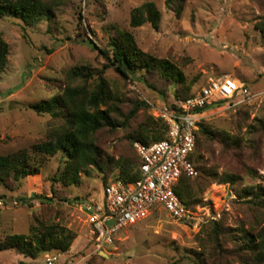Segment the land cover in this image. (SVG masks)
Here are the masks:
<instances>
[{
  "label": "rangeland",
  "instance_id": "rangeland-1",
  "mask_svg": "<svg viewBox=\"0 0 264 264\" xmlns=\"http://www.w3.org/2000/svg\"><path fill=\"white\" fill-rule=\"evenodd\" d=\"M166 1L49 0L52 16L34 25L0 18V37L8 46L0 73V156L24 150L40 169L20 182L0 183V242L12 235L30 238L39 225L75 235L67 252L32 259L5 250L0 264H45L46 255H55L58 264H248L239 252L242 237L264 231V204L255 198L264 195V0H182L180 15ZM147 2L160 13L158 27H130L132 10ZM119 32H129L141 51L173 63L190 94L227 75L246 85L250 96L199 119L217 138H198L201 175L191 182L201 192L189 209L194 220L176 221L158 208L98 250L82 205L100 201L103 175L92 169L89 176L80 174L77 184H65L61 153L31 152L59 123L30 106L59 94L75 68L91 73L90 85L101 76L119 110L112 117L135 116L127 129L101 131L97 145L114 161H132L127 136L147 117L160 120L155 109L176 101L180 87L142 70L123 78L87 44L108 50ZM119 174L112 169L105 182L117 181ZM225 176L235 181L224 183Z\"/></svg>",
  "mask_w": 264,
  "mask_h": 264
},
{
  "label": "trees",
  "instance_id": "trees-1",
  "mask_svg": "<svg viewBox=\"0 0 264 264\" xmlns=\"http://www.w3.org/2000/svg\"><path fill=\"white\" fill-rule=\"evenodd\" d=\"M48 1L0 0V18L13 17L21 20L27 26L34 25L42 19L52 16L53 9L50 7L52 3L49 4ZM166 6L170 9L175 8L176 15H180L182 0H167ZM159 20L160 13L155 4L147 2L132 10L129 24L132 28H139L145 24L157 28ZM87 44L91 49L98 50L108 61L109 67L113 68L123 78L127 79L142 70L147 75L156 74L161 79L180 87L179 91L174 92L176 101L186 100L195 94H190L189 90L184 88V76L173 63L165 59L155 58L141 51L129 32H119L118 38L111 41L108 50L97 49L92 42H87ZM7 55L8 46L0 37V73L7 63ZM78 79L81 80V84L72 85V81H78ZM92 79L91 73L86 68H75L69 72L67 85L59 94L30 106L36 115L49 116L59 123L53 127L54 129L50 130L45 141L33 145L30 151L45 157H53L61 153L66 167L60 178L65 184H77L80 174L89 176L92 169H95L103 175V187H105L108 172L114 168H119L120 174L116 179L124 185H130L140 180L141 159L134 150V144L140 142L147 145L151 142L164 140L167 128L161 120L147 117L138 126L134 134L127 136V140L131 145L130 153L133 154L132 161L124 159V157L121 161H114L98 147L96 136L105 129L112 132L117 129H127L135 113L124 116L122 121L114 119L112 115L114 112L118 113L119 110L110 103L111 95L106 81L100 76L95 83L90 85L89 80ZM160 95L164 96V92H160ZM236 100L234 99L230 103ZM226 103L225 101L211 103L199 110L198 113L203 114ZM196 136V148L190 156V160L197 170L198 176L194 179L181 176L174 189L176 196L187 209H192L196 205L195 198L198 195L197 193L201 192L200 188L197 189L191 182L200 179L201 175L197 165V159L201 158L198 150V138L204 137V139L210 141L217 138L216 134L201 124H198ZM26 152L23 150L0 156V183L6 184L9 180L20 182L28 176L39 173V167L30 160ZM221 180L224 183L235 181L228 176L221 178ZM32 198L40 199L36 196ZM255 198L258 204H264V195H257ZM20 200L22 202L26 201L24 199ZM74 239L75 235L71 232L63 229L55 232L51 227L39 225L32 229L30 238L23 235L6 237L0 242V251L17 250L25 257L34 259L42 253L67 252ZM242 241L243 246L239 252L248 264H264V231L258 233L255 237L244 235Z\"/></svg>",
  "mask_w": 264,
  "mask_h": 264
},
{
  "label": "built area",
  "instance_id": "built-area-1",
  "mask_svg": "<svg viewBox=\"0 0 264 264\" xmlns=\"http://www.w3.org/2000/svg\"><path fill=\"white\" fill-rule=\"evenodd\" d=\"M250 93L244 84L230 76L209 79L192 97L173 101L155 109L157 117L164 122L166 138L144 145L134 144L141 159L140 180L130 185L121 181L109 182L102 187V198L85 206L90 233L96 248L112 243L123 229L147 218L154 210L163 209L176 221L194 220L176 196L174 189L181 176L196 178L198 172L190 156L196 148L198 122L202 110L211 103L225 101L235 105L244 101ZM45 264H58L55 255H46Z\"/></svg>",
  "mask_w": 264,
  "mask_h": 264
}]
</instances>
